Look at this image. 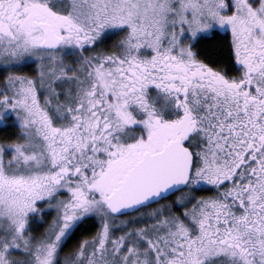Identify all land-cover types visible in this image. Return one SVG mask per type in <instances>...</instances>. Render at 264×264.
I'll list each match as a JSON object with an SVG mask.
<instances>
[{
  "label": "snow or ice",
  "instance_id": "6c2138e0",
  "mask_svg": "<svg viewBox=\"0 0 264 264\" xmlns=\"http://www.w3.org/2000/svg\"><path fill=\"white\" fill-rule=\"evenodd\" d=\"M0 264H264V0H0Z\"/></svg>",
  "mask_w": 264,
  "mask_h": 264
}]
</instances>
